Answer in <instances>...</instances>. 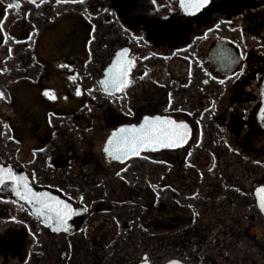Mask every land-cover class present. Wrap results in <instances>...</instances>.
Returning <instances> with one entry per match:
<instances>
[{"label":"flooded vegetation","instance_id":"flooded-vegetation-1","mask_svg":"<svg viewBox=\"0 0 264 264\" xmlns=\"http://www.w3.org/2000/svg\"><path fill=\"white\" fill-rule=\"evenodd\" d=\"M0 25V167L74 210L54 231L0 192V264H74L77 249L92 264L118 250L132 264H236L239 247L264 261V0L191 14L180 0H0ZM124 49L131 83L105 90ZM157 116L187 124V141L104 151Z\"/></svg>","mask_w":264,"mask_h":264},{"label":"snow or ice","instance_id":"snow-or-ice-1","mask_svg":"<svg viewBox=\"0 0 264 264\" xmlns=\"http://www.w3.org/2000/svg\"><path fill=\"white\" fill-rule=\"evenodd\" d=\"M29 2L35 3L36 0H29ZM57 2H61V0H57ZM64 2H68V0H64ZM71 2L82 3L83 0H71ZM153 3H155V0H153ZM208 3L209 0H180L181 8L190 14L199 11ZM14 7H18V3L7 5L9 9ZM0 30H2V25H0ZM128 51V49H124L120 56L117 57L112 69L109 70L108 79L103 82L105 90L123 92L131 83L128 74L134 61L123 59ZM70 79H75V77H70ZM45 95L49 96L50 99H56L55 95L49 92H45ZM77 95H80L79 90L77 91ZM0 98H4L3 93H0ZM187 137L188 126L185 123H177L175 120L167 117H146L144 123L139 127L133 125L131 127L120 128L114 132L108 140V147L104 151L114 159L122 161L130 155H139L140 150L144 148L179 147L187 141ZM6 180L13 182L16 195L21 200L38 206L36 207V213L45 217V223H54V231H60L61 229L64 231L68 230L67 220L74 211L69 204L55 197L34 192L29 186L27 177L15 175L10 168L5 169L4 167H0V185H3ZM257 194L260 199V207L264 209V188L257 189ZM170 264H178V262L172 261Z\"/></svg>","mask_w":264,"mask_h":264},{"label":"rangeland","instance_id":"rangeland-1","mask_svg":"<svg viewBox=\"0 0 264 264\" xmlns=\"http://www.w3.org/2000/svg\"><path fill=\"white\" fill-rule=\"evenodd\" d=\"M240 249H242V250H240ZM245 249H246V247H239L238 250L236 251V253H237V256H236L237 259H235L236 264H248V263H246L247 262L246 258L248 255H250L251 257L254 256L258 259L261 258V256H262L258 252L255 253L251 249H249V250H245ZM170 251L167 250V255ZM114 252H116L117 255H115V256H114V254L109 255L110 258L105 264H132V261L128 260V258H129L128 256H130L128 251H119L118 250V251H114ZM153 252H155V250ZM90 254L94 255V252L93 251H85L82 249H77L75 252L74 264H92V261H93L92 258H94V257H92ZM156 264H159L158 261H156ZM259 264H264V261L260 260Z\"/></svg>","mask_w":264,"mask_h":264},{"label":"water","instance_id":"water-1","mask_svg":"<svg viewBox=\"0 0 264 264\" xmlns=\"http://www.w3.org/2000/svg\"><path fill=\"white\" fill-rule=\"evenodd\" d=\"M261 93H262L263 105L261 106V109L258 112L257 120H258V123L260 124V126L264 129V78L262 80ZM13 173L15 175H17V176H20L19 173H16V172H13ZM0 192H3V193L5 192L7 194H11V196L19 198L16 195L15 186L14 185H10V184H8V185H0ZM170 262H172V261H170ZM170 262H168L166 264H170ZM176 262H178V264H186V263H183L181 261H176ZM141 264H147V263H141Z\"/></svg>","mask_w":264,"mask_h":264}]
</instances>
